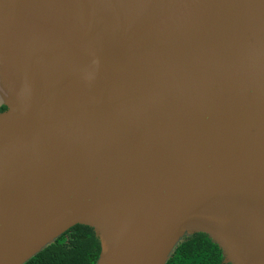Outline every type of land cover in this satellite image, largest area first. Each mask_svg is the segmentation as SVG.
<instances>
[{"label":"water","instance_id":"1","mask_svg":"<svg viewBox=\"0 0 264 264\" xmlns=\"http://www.w3.org/2000/svg\"><path fill=\"white\" fill-rule=\"evenodd\" d=\"M0 104V264H264V0H0Z\"/></svg>","mask_w":264,"mask_h":264},{"label":"trees","instance_id":"2","mask_svg":"<svg viewBox=\"0 0 264 264\" xmlns=\"http://www.w3.org/2000/svg\"><path fill=\"white\" fill-rule=\"evenodd\" d=\"M100 251L93 228L76 224L24 264H96ZM222 260L221 248L207 234L197 232L185 236L166 264H222Z\"/></svg>","mask_w":264,"mask_h":264},{"label":"flooded vegetation","instance_id":"3","mask_svg":"<svg viewBox=\"0 0 264 264\" xmlns=\"http://www.w3.org/2000/svg\"><path fill=\"white\" fill-rule=\"evenodd\" d=\"M1 106H5V105H3V104H0V107H1ZM0 112H1V111H0Z\"/></svg>","mask_w":264,"mask_h":264}]
</instances>
